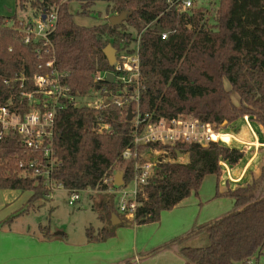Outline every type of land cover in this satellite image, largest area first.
Masks as SVG:
<instances>
[{"label": "trees", "instance_id": "1", "mask_svg": "<svg viewBox=\"0 0 264 264\" xmlns=\"http://www.w3.org/2000/svg\"><path fill=\"white\" fill-rule=\"evenodd\" d=\"M70 1L17 0V7L26 9L30 5L36 16L58 8V27L52 38L57 68L69 75L67 84L77 97L88 95L97 86V71L112 68L105 48L112 45L118 55L133 53L138 34L150 24L140 43L143 114H152L154 120L193 116L216 128L249 117L264 128V0H211L213 9L199 5L189 12L169 9L166 0H108L113 3L111 15L127 12V18L116 26L106 22L92 27L76 23ZM78 1L86 15L97 0ZM22 21L17 15L0 16V106L24 113L30 106L21 97L22 92L34 90L35 74L50 70L45 66V57L39 58L36 53L41 42H24ZM164 32H170L166 39H162ZM21 73L26 77L24 87L23 82L14 80ZM104 84L117 88L115 84ZM129 107L135 109L134 104ZM128 108L112 104L102 112L87 105L60 110L56 116L55 150L61 165L51 178L70 190H104V178L122 171L125 183H130L135 160L123 156L127 149H134ZM100 113L103 121L99 120ZM103 123L110 129L100 130ZM220 137L226 143L231 141L227 134ZM151 151L159 154L156 171L148 184L139 187L141 204L131 219L135 224L160 221L164 211L174 209L192 194L198 195L205 177L211 174L218 181L215 198L234 200V208L227 214L195 226L189 233L155 248L151 255L179 244L178 254L184 264H249L263 252L264 165L258 174H252L249 183L220 192L222 162L238 165L244 150L215 141L207 145L150 143L138 147L141 160ZM180 153L188 160L179 158ZM36 156L19 139H0V189L32 192L27 210L52 192L43 177L22 174L19 162ZM236 173H232L234 178ZM115 196L100 195L93 206L104 226L97 232L93 227L86 229L90 242L108 240L127 223L116 208ZM114 213L123 220L121 224H112ZM41 231L46 238L53 237L49 226H41ZM202 232L207 234V246L184 245Z\"/></svg>", "mask_w": 264, "mask_h": 264}, {"label": "built area", "instance_id": "2", "mask_svg": "<svg viewBox=\"0 0 264 264\" xmlns=\"http://www.w3.org/2000/svg\"><path fill=\"white\" fill-rule=\"evenodd\" d=\"M169 9L179 12H189L195 6H199V0H166ZM46 15L43 19V15ZM36 16L35 20L22 21L21 31L25 35L26 44L34 41L41 42L42 47H37L36 53L39 58H44L45 66L50 70L47 73L35 74L32 78L34 90L22 92L21 97L29 101L30 109L24 113L13 109L11 106H0V139L13 137L22 141L26 148L37 154L28 161H20L19 167L23 175H38L43 177L45 185L53 192L63 187L56 183L51 177L53 171L61 165L55 150V125L56 116L60 110L69 106H79L76 95L72 93L67 84V73H61L56 63V47H54L53 35L58 27V8ZM150 24L144 29V31ZM138 34L134 44V52L131 54H116V61L111 69L97 71L94 75L95 86L92 90L95 95H100L101 100L96 105L89 107L102 112L110 105L115 104L121 108L135 105L132 109L133 118L130 121L134 130V149L129 148L124 157L133 156L134 177L128 184L116 186L114 175L107 176L103 184L107 186L104 190L95 192H106L119 197L117 209L126 219L135 217L136 210L141 204L138 201L139 187L149 183L154 175L155 159L157 152L146 153L145 160H141L138 147L150 143H161L165 145H176L178 143H199L207 145L212 141H223L220 137L222 132L217 131L213 124L202 122L193 116L182 115L174 119L162 118L154 120L152 114H143L140 110L141 89V60L140 43L143 32ZM170 32H164L162 39H166ZM109 73L114 75L117 88L110 89L106 84ZM23 82L25 86L26 77L24 73L15 79ZM107 83V82H106ZM100 86V88H98ZM88 106V105H87ZM128 114V112H127ZM100 113L99 120L103 121ZM100 130L110 129V125L103 123L99 125ZM224 142V141H223ZM224 145V144H223ZM131 187H128V186ZM93 190V189H92ZM86 190L68 189V203L76 205L81 199V193ZM51 192V193H52Z\"/></svg>", "mask_w": 264, "mask_h": 264}, {"label": "crops", "instance_id": "3", "mask_svg": "<svg viewBox=\"0 0 264 264\" xmlns=\"http://www.w3.org/2000/svg\"><path fill=\"white\" fill-rule=\"evenodd\" d=\"M0 13V16L4 17H12L17 15V0H5L4 6L1 8ZM245 119L246 118H242L236 122L240 123L241 121H245ZM252 123L253 124H251V127L248 126V124L241 126V130L244 132L245 129H250V131L253 132V139L252 141L248 142L257 146V148H255L257 149V152L254 156V161H258L253 164L254 167L257 168L259 160L261 158L264 160V150L262 151L261 149L264 147V128L257 122L252 121ZM242 131L240 132L241 134ZM225 134L229 135L233 140L232 135L229 133ZM254 136H256V139ZM244 142L246 141L244 140ZM235 148L244 150L245 156L236 166H231L227 162H222L221 165L225 166V169L223 168V175H226L227 169L230 172L228 174L229 176H222L219 183L220 192L225 191L228 187L235 189L236 187L241 186L234 185V180H237V178H234L232 173L233 171H240V167H242L241 162L246 159L247 151L241 147ZM263 165L264 163L262 166ZM260 169L257 168L256 170L251 171L249 174L251 179H248L246 182L249 183L252 180V174H258ZM208 176L214 180L212 181L214 182L212 185L213 188L210 187L206 193H202L201 189L206 183ZM228 179L229 184L227 182ZM203 185L198 195L192 194L188 198L181 201L174 209L170 211H164L160 221L153 222L154 224L161 225L166 223V229L163 232L165 235L163 236L164 238L162 241L159 243V246L176 237L185 235V233H187L186 231L189 230L193 224L198 226L208 221L218 219L234 208V200L232 198H215L218 188L216 175H207ZM31 195L32 192L30 191L0 189V264H99L101 260H106V256L110 258L108 264H122L126 261V259H128L126 257L127 250L126 248H123L122 245L114 249L115 244H117V246L119 245V241H112L116 239L115 236L109 238L106 241L90 242L86 235V242L78 245L70 242L69 238L67 239V235L64 232L52 233L53 237L51 238H46L43 233L38 235V228L35 222H31L30 220L26 219V217H28L31 213L32 209L29 208L27 210L28 201ZM90 199H92V196H90ZM214 199L219 200L217 201L218 207H213V210H216H212L213 212H211L210 216L206 219L204 218L205 216L202 212L203 208ZM219 206H221L223 209H220ZM16 216L17 218L15 221L12 223H6L8 219ZM103 226L104 223L102 222V227ZM118 228L116 230L117 235L115 234L117 237H119L121 234V230H118ZM197 236H200V234ZM192 241L193 239L191 238L185 241L184 245L192 247ZM178 245L179 244L175 245L173 248H171V250L160 251L159 254H161L163 258H166L162 264H178V262L184 264V260L178 254ZM84 246L85 248L83 250ZM129 249L131 251V248ZM130 251L129 253H131ZM168 252L174 254H170ZM113 254H116V256L111 257ZM101 255L104 256L101 257ZM147 256L152 255L149 253L146 255V257Z\"/></svg>", "mask_w": 264, "mask_h": 264}, {"label": "rangeland", "instance_id": "4", "mask_svg": "<svg viewBox=\"0 0 264 264\" xmlns=\"http://www.w3.org/2000/svg\"><path fill=\"white\" fill-rule=\"evenodd\" d=\"M5 0H0V10L4 6ZM71 12L74 14V19L77 24L81 26H97L103 23L109 22V17L111 16L113 3L112 1L108 0H97L89 9L88 14H82L81 12V5L78 0H72L69 2ZM211 0H199V5L204 7H210L213 9L214 7L211 5ZM1 14V13H0ZM17 16L20 19H25L26 21L35 20L36 15L34 9L29 5L26 9H21L17 7ZM101 96L95 95L93 90L83 97L78 99L79 106L85 105H96L97 102H100ZM234 100L237 102L238 97L234 96ZM239 124V126H238ZM248 124L251 127L252 120L247 117L245 121H241L240 123L234 122L227 126L225 122L223 126L220 128L215 129L217 131L222 132V134L229 133L232 135V139H230V143H226L220 141L221 144L227 145L231 148L241 147L247 151L246 159L241 162L240 171H237V180H234V185H244L247 183L248 179H251L249 175L251 171L256 170L257 168H261L262 164L264 163L263 158H261L257 164V168L254 167V163L258 160L254 161V156L256 154L255 148L256 145L249 143L248 141H252L253 139V132L250 129H245L244 132L241 130V126ZM257 129V128H256ZM242 131V134L240 133ZM258 131V130H257ZM252 132V133H251ZM256 139V136H254ZM246 142H244V140ZM262 151L264 147L261 148ZM248 154V155H247ZM156 154L153 159L156 160ZM263 155V153H262ZM183 161H187L188 157L183 156ZM230 165V164H229ZM232 166V165H231ZM225 169V166H222ZM242 168V169H241ZM117 172V171H116ZM230 171L226 170V175L229 174ZM213 175V174H212ZM224 174L223 177H226ZM229 176V175H228ZM207 177L206 183L203 185L201 189L202 193H206L208 189L213 188L214 180ZM229 184V179L227 180ZM128 187H131L130 185ZM109 194L106 192H95V190L87 189L86 191L81 193V199L76 205H70L68 203V189L61 187L53 191L50 196L37 203V206L31 209V213L29 214L26 219L30 220L31 222H35L37 226V234L40 235L42 233L41 226H49L50 231L52 233H59L64 232L67 235V239L69 238L70 242L74 244H81L86 242V229L89 227H93L94 230L97 232L100 227H102V221L99 219L98 212L93 209L96 201L99 200L100 195ZM92 196V199H90ZM119 197L115 196V203L116 208L118 205ZM219 200H212V202L208 203L207 206L203 208L204 218H208L213 210V207H218ZM223 203V202H222ZM220 209H223L219 206ZM213 210V211H212ZM120 214V213H119ZM120 216H122L120 214ZM162 217V216H161ZM130 223V224H129ZM196 225H192L189 230L186 232L189 233ZM40 228V230H39ZM166 229V223L164 224H154V223H147L143 225H137L133 222V220H127V223L123 225V227H119L118 230H121V234L119 237L115 235L114 242L119 241V245L115 244L114 249L120 247L121 245L123 248H126L127 253L126 261L122 264H162L166 258L161 256L160 251L155 253L152 256H147L151 251H153L156 246H159V243L164 238L163 232ZM41 231V232H40ZM185 233V234H187ZM193 241L191 242L192 247H203L209 244L207 234L202 232L200 236L193 237ZM169 242V241H168ZM82 246V245H80ZM131 246V247H130ZM136 249H135V248ZM85 246L83 247L84 250ZM131 248V251L130 249ZM171 250V249H168ZM129 251L131 253H129ZM170 253V252H168ZM159 254V255H158ZM174 254V253H170ZM168 255V254H167ZM104 255H101V257ZM116 256V254L111 255V257ZM109 257L106 256V260H101L99 264H108ZM179 259V258H177ZM173 261V260H172ZM180 261V260H177ZM98 263V262H97ZM176 264V263H175ZM178 264H181L178 262ZM243 264V263H237ZM249 264H264V250L262 253L255 255Z\"/></svg>", "mask_w": 264, "mask_h": 264}, {"label": "water", "instance_id": "5", "mask_svg": "<svg viewBox=\"0 0 264 264\" xmlns=\"http://www.w3.org/2000/svg\"><path fill=\"white\" fill-rule=\"evenodd\" d=\"M45 16L46 15L44 14L43 19L45 18ZM126 18H127V12H123L120 14H114V15H111L109 17V22L111 23V25L116 26V25H119L120 23H122L123 21H125ZM104 53L107 57V60L110 64V66L112 67L116 61V54H117L116 49L112 45H108L104 49ZM113 81H114V75L112 73H109L107 76L106 82L107 83H113ZM98 88H100V86ZM132 118H133V113H132V109L130 108L128 111V121H131ZM183 156H184L183 153L179 154V158H182ZM114 183L116 186H122L124 184V173L122 171H117L115 173ZM122 221L123 220L116 213H114L112 215V224L113 225H119L122 223Z\"/></svg>", "mask_w": 264, "mask_h": 264}]
</instances>
